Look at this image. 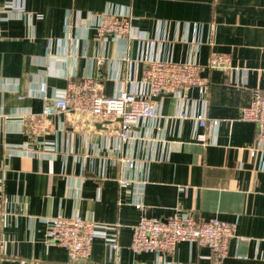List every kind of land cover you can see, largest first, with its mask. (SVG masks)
<instances>
[{
    "label": "crops",
    "instance_id": "0c3cea01",
    "mask_svg": "<svg viewBox=\"0 0 264 264\" xmlns=\"http://www.w3.org/2000/svg\"><path fill=\"white\" fill-rule=\"evenodd\" d=\"M4 1L25 14L0 17V264H70L67 249L46 244L44 219L74 215L98 223L91 256L80 264H216L197 243L165 256L131 249L142 215L166 220L179 212L233 222L236 236L248 238H232L218 264H264V153L261 161L250 155L256 127L239 119L253 90L264 91V0ZM107 9L131 13L129 40L98 37L97 15ZM212 50L238 68L203 72L207 116L219 120L215 142L195 138L203 129L194 119L175 117L182 101L203 110L197 87L156 100V116L137 125L130 142L73 111L53 117L44 134L25 132V117L46 105L43 90L51 98L91 76L103 95L142 93L147 61L207 65ZM120 177L132 182L124 187ZM115 232L117 255L105 238Z\"/></svg>",
    "mask_w": 264,
    "mask_h": 264
},
{
    "label": "built area",
    "instance_id": "2783aa9c",
    "mask_svg": "<svg viewBox=\"0 0 264 264\" xmlns=\"http://www.w3.org/2000/svg\"><path fill=\"white\" fill-rule=\"evenodd\" d=\"M22 13L25 14V8L21 4L12 1L0 3V17L8 15L10 18V15ZM97 16L96 30L100 39L119 37L129 40L133 36V18L130 12L107 9ZM104 62V59L99 60L101 64ZM206 68L223 70L229 75L238 69L232 66L229 54L212 50L207 65L193 59L183 63L166 59L147 61L143 77L145 90L142 93L121 89L116 96H106L101 93L102 83L91 76L70 81L66 89L51 98L43 90L42 96L46 99V105L42 112L25 117V132L31 135L44 134L50 128L53 117L73 111L104 122L119 142H130L136 126L156 116L154 97L183 93L197 87L203 98V110L191 112L182 101L175 117L180 120L194 119L197 128L203 129V132L195 133V138L204 144L215 142L219 120L207 116L210 83L203 76ZM239 119L255 124V139L253 145L249 147V152L252 157L260 159L264 153L262 89L253 90L251 100L242 108ZM207 128L208 133L204 132ZM122 162L129 168L136 166L134 160L122 159ZM119 181L124 187L132 182L127 177H120ZM136 207L143 209L141 204H136ZM44 221L47 223L45 240L48 247L59 245L67 249L70 264H79L78 261L89 259L93 242L98 235V223L81 215L51 217ZM117 226L120 225H113V228ZM235 237L248 240L246 237L236 236L235 223L219 218L199 221L191 213L184 212L176 213L166 220L142 215L139 222L133 226L131 249L136 253L152 252L165 256L172 253L179 243H197L201 247L210 248L212 258L218 264L227 257L229 241ZM105 238L110 249L117 255L120 250L118 234L108 233ZM2 243L3 239L0 237V245Z\"/></svg>",
    "mask_w": 264,
    "mask_h": 264
},
{
    "label": "water",
    "instance_id": "95a60500",
    "mask_svg": "<svg viewBox=\"0 0 264 264\" xmlns=\"http://www.w3.org/2000/svg\"><path fill=\"white\" fill-rule=\"evenodd\" d=\"M161 97H162V96L160 95V96L154 97V99H155V100H159ZM85 261H87V260H80V261H78V263H79V264H80V263H84Z\"/></svg>",
    "mask_w": 264,
    "mask_h": 264
}]
</instances>
